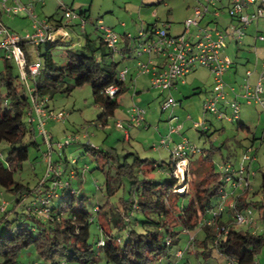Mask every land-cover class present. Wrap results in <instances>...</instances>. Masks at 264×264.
Instances as JSON below:
<instances>
[{
	"label": "rangeland",
	"instance_id": "374dc122",
	"mask_svg": "<svg viewBox=\"0 0 264 264\" xmlns=\"http://www.w3.org/2000/svg\"><path fill=\"white\" fill-rule=\"evenodd\" d=\"M160 1L162 0H48L46 4H35L34 9L36 10V14L41 18L56 17V19L60 18L59 16L64 11L62 5L70 10H74L78 14L86 12L89 15L88 23L85 27L86 30H82L78 24L79 22L76 21L71 28H67L71 33L75 32L79 34L80 41L83 42L87 32H89L92 37L90 43L94 45V48H100L101 43L98 39L99 35L97 31L99 30L97 29V24L102 21L104 26L115 29L121 34L119 45L121 49H124L126 46V42L123 39L125 34L131 32L135 38H138L143 25H153L156 23L160 27H164V24L167 25L173 18L183 15V9L186 7L184 0H165L164 3H158ZM21 2L22 4H28L29 0H21ZM154 2L158 4L151 7V4ZM9 5H11V2H9ZM3 14H6L4 16L6 20L3 23L9 31L19 33L24 37L31 33L33 22L25 13H20L16 16H9L6 12ZM1 40L3 38L0 34ZM130 42L131 47L137 46L138 41L135 39L130 40ZM48 47L49 45H45L43 52ZM236 47L235 44L232 45L231 42H228V46L223 52L225 55L232 57L235 64L232 63V65L237 66L240 72L248 69L253 70L252 65L246 62L248 60L252 61L254 58L252 51H249L245 47L237 51ZM73 49L83 51L80 47ZM73 49H70L65 44H59L52 48V55L58 66L68 64L67 53ZM89 49L87 51H90ZM4 55L5 52L0 51V97L5 96L9 90L3 84L4 82L1 81L2 76L5 78L11 77L16 83L23 82L21 79L23 75L21 74V67L11 60H9L10 67H8ZM143 59L146 60L147 57L143 56ZM113 60L119 63V69H124L125 67L132 69L128 79L125 81V93H122L119 97L121 104L118 106L114 117L109 118L106 124L100 121L102 114L101 107L96 104L93 98V88L88 84L84 87L76 88L72 94L61 90L52 95L50 106L54 111L60 112L64 110L70 116L62 123L51 121L47 125V128L55 135L54 142L57 144L60 142L65 143L68 136H77V140L80 141L76 145H68L63 152L55 151L54 159H61L60 155H62L63 160L69 159L68 162L65 161L61 166L66 171L64 180L70 178L71 171L75 169L81 171L82 174L73 181L74 189L78 191L79 198L83 196L87 197V210L98 216L92 227L93 235L95 233H100L101 235L102 229L100 227L102 226V228L111 231L115 236L126 239L127 231L139 227L131 225L128 222L127 226L121 227L123 223L121 222V211L124 203L126 201H135L139 198V194L136 191L133 194L131 193L133 182L129 177L119 176V163L123 164L125 162L133 166L134 161L139 157L142 160L150 159L159 166L162 163L168 165L172 161V148L177 143L182 142L184 138H189L202 151L198 155L199 158L202 157L204 152L205 154L212 152V163L215 166L216 173L220 172V164L225 163L232 164L236 169H240L242 166L240 159L248 148L252 150V156H256L254 169H256L255 166L258 162L264 167V110L258 106L242 104L238 122L220 121L216 118V115L206 113L203 103L205 99L212 95L210 91L214 88L213 75L208 69L199 67L196 72L191 73V75L185 78L187 83L178 84V87L172 91H163L153 87L149 80V75H143L141 78H138L136 69H134L138 61L135 59L124 60L121 54H116ZM135 79L136 81H134ZM193 79L195 83L192 81ZM40 81L43 84L50 82L51 79L48 73H44ZM22 90L24 91V89ZM172 97L176 99L177 104L170 108H165L166 103ZM135 103L147 110V119L144 127H133L131 129L128 141L125 139L124 129L117 127L116 124L119 120H124V122L128 120V109ZM24 115L25 120H28L26 113ZM201 119L206 120L207 125H209L210 130L206 133H202L204 130L202 126L201 128L195 127V124L200 123ZM99 124H103L104 126L101 127ZM179 124L185 127V131L181 136L178 134L174 135L173 140L170 142V147H161L160 150L154 148L160 145L164 136L170 133L173 126ZM240 124H245L246 127L242 129L239 126ZM37 138L38 144H34V138L31 136L25 137L24 143L30 148V158L15 172V181L28 186L33 192L30 194H24V192L15 194L0 186V205L2 204L1 198L11 205L8 215L9 220L17 219L18 221L14 222L16 224L25 221L26 225L31 227H38L39 223L27 217V207L29 204H32L31 202L34 199V194L37 193L39 183L41 180L46 179L49 172L48 163L43 156L48 151L47 145L41 135ZM174 139H176V142ZM90 144L100 149V152L93 153L92 150L90 151L87 147ZM9 150V144H0V153L2 152L3 154V156L0 154V163L6 167L9 165L6 158ZM74 159L79 160L75 166L72 165ZM150 164L152 165L153 163ZM87 168L89 169L85 172ZM135 169V176L141 182L153 176L158 181H172L166 170L147 172V168L143 169V171H140L136 167ZM263 172L264 169L263 171L256 170L255 176L257 182L254 185L255 187L252 186V193L254 192V195L258 199H262L263 196V191L260 189L264 178ZM200 179L202 178H198L197 181H200ZM193 187L195 185L192 178L190 179L189 187L185 189L179 188V192L185 195ZM68 191L61 192L60 195L65 197L68 195ZM1 192L3 193L2 195ZM252 193L247 191L245 195L241 196V199L246 201L249 198H254V196L250 197ZM16 195H18V199H16ZM261 199L253 203L252 207L256 210H259L262 206ZM184 202L185 198L181 197L179 203L183 204ZM54 204L59 205V201L57 200ZM96 205H99L102 210L101 213L96 212ZM172 206L173 215L170 221L172 225H175L179 210L176 209L177 206H174V203H171ZM15 207L16 211L13 212ZM262 212L261 210V214ZM135 214L140 216L141 220H145V216L141 215V213ZM226 214L223 216L224 220L229 219ZM261 220L262 217L260 216L259 222ZM232 226L241 230H252L259 227L258 224L253 228L251 227L252 229L238 227L235 224H232ZM199 228L202 229L200 224L196 229ZM219 228L215 229L214 233L218 234ZM195 231L194 229L192 234H195L198 238ZM259 232L258 234H261ZM185 240L186 238L182 239L181 246L178 247L184 249L187 254L189 248H187V241ZM200 243L201 241L198 243L196 240L194 244L195 249L197 247L200 248ZM178 247H173L172 257L165 258L158 262V264H169L175 258V253L179 249ZM195 249L192 248L193 251ZM205 250L206 253L201 254L199 259L195 255L188 256L187 258H190L193 264H228L224 255L219 253L212 244H209L206 249L201 251ZM19 254L18 260L20 264H51L37 253L35 247L25 248ZM256 259L258 263L264 264V247L263 251L256 256ZM183 261H185L184 258ZM189 263L192 264L191 262ZM96 264H107V262L102 257L98 258Z\"/></svg>",
	"mask_w": 264,
	"mask_h": 264
},
{
	"label": "trees",
	"instance_id": "16d2710c",
	"mask_svg": "<svg viewBox=\"0 0 264 264\" xmlns=\"http://www.w3.org/2000/svg\"><path fill=\"white\" fill-rule=\"evenodd\" d=\"M82 16L88 18L89 15L84 12ZM66 42L59 40L56 43H46L45 45L49 47L45 52H43L44 46L40 48L39 55L43 68L41 75L35 81L37 93L40 97L48 95L51 99L52 95L58 91L72 94L76 88L90 84L93 88V98L101 107L100 121L106 124L109 118L116 115V110L121 104L119 97L125 93V83L118 80L119 63L113 60L108 48L105 47L106 44L102 41L101 47L96 50L89 46L82 49L83 51L70 50L67 53L68 64L58 66L53 58L52 48L59 44L70 47ZM88 49L90 51H87ZM97 52H102L101 61L96 57ZM5 58L7 66L10 67V59L6 56ZM44 73H48L51 79L47 84L40 81ZM1 81L9 90L5 96L0 97V144H9L10 150L6 156L8 167L0 163V186L15 194L23 192L30 194L33 191L28 186L15 181V172L30 158V148L24 143L25 137H37L36 130L27 125L24 115L31 108V101L20 82L16 83L11 77L3 76ZM116 83L121 85V90L114 98H110L105 91ZM6 99L8 104L5 103ZM239 126L242 129L246 127L245 124ZM206 132L205 129L202 131V133ZM87 147L93 153L100 152V149L92 145ZM211 153L204 152L202 157L194 155L190 159L189 178H193L195 187L185 195L177 190L180 182L173 176L174 168L171 163L168 165L162 163L159 166L150 159L142 160L137 157L133 166L125 162L118 164L119 176L129 177L133 182L131 193L136 191L139 194V198L135 201H126L121 211L122 228L127 226V222L139 226L127 231L126 239L115 236L102 226H99L102 229L101 235L100 233L93 235L92 227L98 216L87 210V197L79 198L78 191L75 190L76 192L72 193L71 188L62 191L69 190L67 196L63 197L60 192L59 198L51 202L49 220L31 215L27 211V217L36 220L39 223L38 227L27 226L25 221L16 224L14 222L18 221L17 219L9 220L10 210L8 209L0 219V264H20L19 253L28 247H35L37 253L51 264H95L98 258L102 257L107 264H158L161 260L172 257L173 247L181 241V233L184 230L194 231L218 206L219 189L224 186V182L220 172L216 173ZM68 161L69 159H66V162ZM77 161L79 162L78 159ZM148 166L151 167L148 168ZM135 167L140 171L147 168V172L166 170L172 181L163 182V180L149 178L141 182L135 176ZM79 173H81L80 170ZM198 178L202 179L197 181ZM260 189L264 191V178ZM181 197L185 198L183 204L179 203ZM36 198L35 195L34 199ZM57 200L59 205L54 204ZM171 203H174L179 210L175 225H172L170 221L173 215ZM250 205L253 206V203L240 198L237 211H244ZM98 207L99 205H96L95 210L101 213L102 210ZM260 209L263 207L261 206ZM13 210V212L16 211V209ZM135 213H141L145 216V220H141ZM226 213L229 219L224 220L225 214H221L212 226L205 225L202 228L206 236L201 241L200 248L206 249L209 244H212L219 253L224 255L228 264H260L256 256L263 251L264 233L254 234L250 229L235 228L232 226L233 223L231 224L234 211L228 210ZM219 226H224L227 234L215 246L216 233L214 232ZM168 238L173 240L171 245L168 244ZM102 240L106 242L105 246H101ZM197 242H200L198 238Z\"/></svg>",
	"mask_w": 264,
	"mask_h": 264
},
{
	"label": "built area",
	"instance_id": "2783aa9c",
	"mask_svg": "<svg viewBox=\"0 0 264 264\" xmlns=\"http://www.w3.org/2000/svg\"><path fill=\"white\" fill-rule=\"evenodd\" d=\"M48 0H29L28 4H22L21 0H0V9L4 10L9 16L25 13L33 22L31 33L23 36L19 33L9 31L7 26L0 20V34L3 40L0 41V51L5 52V56L11 61H15L21 68V82L22 87L27 92L29 101H31V108L27 111V125L36 130L37 135H41L43 141L47 145L48 151L43 156L48 163V176L41 180L37 188L36 199H33L31 206L27 207V211L31 215L39 216L44 220H49L51 211L49 210L51 202L59 198V193L65 189L76 192L72 180L77 178L82 173L79 170L70 172V178L64 180L66 171L62 169L61 162H56L53 152H63L68 145L77 144L76 137H69L64 143L54 142V134L47 128L49 122L62 123L68 119L70 114L64 110L55 112L50 106L49 96L40 97L35 87V81L41 75L43 68L42 59H40V48L46 43H56L59 40L68 41L72 38L70 30L72 25L78 21L82 30H86L88 18L78 14L74 10L66 8L56 17L41 18L36 14L35 4H46ZM51 1V0H50ZM11 2V5H9ZM224 8L229 12L231 17L238 23L232 26L228 31L222 32L217 30H209L199 25V22L206 16L212 14L219 18ZM194 16L189 17L185 21L186 32L183 35L176 36L170 32V22L160 27L158 24L143 25L140 36L135 38L133 33L125 34L123 39L130 41L135 39L137 42L136 49L133 54L129 55L123 52L120 48L119 40L121 34L115 29L107 28L103 22L97 24V29L102 33V41L106 44L108 52L115 59L116 54H121L124 60L135 59L137 62L136 69L140 76L149 75L150 82L155 89L163 91H172L178 87V84L185 83V78L192 72L205 67L213 75L214 88L212 95L205 99L203 108L206 113L216 115L220 121L226 120L231 122H238L241 115V105L258 106L264 110V62L262 63V70L258 74V79L255 84H251L247 79L252 73L248 71L245 76V82L241 85L239 91H235L233 87L229 86L224 80L227 71L233 66L232 58L224 54V50L228 46V38L233 41H241L245 35V30L253 22L264 19V0H201L193 9ZM125 26V25H123ZM198 28L195 35V40L190 39L189 34H192V29ZM259 41H264V35H256ZM147 56V59H143ZM119 70V81L125 83L131 72L129 67ZM126 84V83H125ZM121 90V85L116 83L108 87L105 94L110 98H114ZM5 103L8 104L7 99ZM177 101L174 97L170 98L166 103L165 108L175 106ZM147 119V110L140 107L136 103L128 109V120H119L117 127L124 129L125 139L129 140L130 131L133 127H144ZM103 127V124H99ZM201 126L209 131V125L206 120L201 119L200 123H196L195 127ZM185 127L183 125L173 126L170 133L164 136L157 150L161 147H170V142L174 138V134L182 135ZM87 137V136H86ZM94 146L93 144H90ZM95 147V146H94ZM172 151L171 165L174 168V178L180 182L182 189L189 187V174L191 173V166L189 164L192 156L202 153L196 145L188 138H184L182 142L177 143ZM252 150L248 148L242 158V166L236 169L232 164H220V174L223 177L224 186L219 189L220 198L217 202V208L211 211V215L201 222V227L205 225H213L216 218L226 212L234 211L232 215L233 224L238 227L253 228L258 224L259 218L262 217L261 227L252 229L254 234L264 233V191L261 199L263 209L256 210L252 205L248 206L244 211H237V203L242 195L250 191L252 193V180L256 176L254 169V160L256 156H252ZM2 156V152L0 153ZM78 161L74 159L72 165L77 164ZM87 168L85 172L88 170ZM179 188L177 189L179 191ZM3 193L1 192V195ZM2 199L0 205V219L6 214L10 208L9 202ZM261 210L263 211L261 214ZM259 213V217L258 214ZM216 234V241L214 245L225 234L227 229L222 226L218 229ZM184 234L189 237L187 246L192 248L196 243L197 236L192 234V231L184 230ZM168 244H172L173 240L168 238ZM101 246H105L106 242L101 241ZM176 256L169 264H190L183 261L185 257V250L178 249ZM182 260V262H181ZM64 264V263H62ZM96 264V263H95Z\"/></svg>",
	"mask_w": 264,
	"mask_h": 264
},
{
	"label": "crops",
	"instance_id": "0c3cea01",
	"mask_svg": "<svg viewBox=\"0 0 264 264\" xmlns=\"http://www.w3.org/2000/svg\"><path fill=\"white\" fill-rule=\"evenodd\" d=\"M200 1L201 0H184L186 7H184V9H183V15L180 16V17H175V18H173L172 20L169 21L170 24H171L170 32L172 34H175L176 36H178V35H183V33L186 32L185 21L189 17L191 18V17L194 16L193 9L196 7V5L199 4ZM164 2H165V0H162V1L158 2V3H164ZM158 3L154 2L153 4H151V7L157 5ZM3 13H5L4 10L0 9V20L5 22L6 19L4 18V16L6 14H3ZM237 24L238 23L235 21V19H233L231 17V15L226 10V8H224V11H222V13H221L219 18H217V17L213 16L212 14H210V15L206 16L204 19H202L199 22V25L203 26L204 28H207L209 30H214V31L215 30L222 31V32L228 31L230 27L236 26ZM97 32H98V35H99L98 39H99V41L101 43L102 42V39H101L102 33H101V31L100 32L97 31ZM197 32H198V28H193L192 29V34L188 35V36H190V39L195 40V35L197 34ZM245 32L246 33L243 36L244 38L241 41H239V42L233 41L231 38H228V42H231L232 45L235 44L237 46L236 47L237 51H239L242 47H245L249 51H252V53H253L252 55L254 56L252 61H250V60L246 61L247 63H250V65H252V69L253 70L248 69V70L243 71V72H240L238 67L234 66L235 65L234 64V60H232L233 61L232 63L234 65L227 71L226 75L224 76V80L226 81V83H228L229 86L233 87L236 92L239 91V89H241V85L245 82V76H246L248 71H251L252 74L247 79L249 80V82L252 85L255 84V82L258 79L257 78L258 74L262 70V66H263L262 63L264 62V41H259V39H257V37H256L257 34L264 35V19H261V20H259L257 22H253L252 25H250V26H248L246 28ZM71 34H72V38L69 41L66 42L67 45L70 46V48L73 49V48L80 47V48L84 49V48H87L88 46L91 47V48H94V45L92 43H90V40H91L92 37L90 36L89 32H87V35H86L85 39L83 40V42L80 41L79 34H77L75 32L71 33ZM125 42H126V46L123 49V52L127 53V54H129V53L133 54L134 50L136 49V46L131 47L130 46L131 42L129 40L125 41ZM105 47H107V46H105ZM96 49H98V48H94V50H96ZM102 51H103V49H102ZM228 56H230V55H228ZM96 57L101 61L103 59L102 52H97L96 53ZM134 69H136V68H134ZM135 71H136V75L138 76V78L139 77L141 78V76L138 74V69H136ZM196 71H194V72H196ZM131 72H132V69H131ZM191 73L189 75H191ZM149 80H150V78H149ZM134 81H136V79ZM192 81H194V83H195L194 79ZM185 83H187V81ZM210 93H212V90L210 91ZM174 135H177V134H174ZM37 137H39V135H37ZM37 137L36 136L34 137L35 142L38 141ZM174 141L176 142V139H174ZM54 154H55V152H53L52 156L55 158ZM60 158L61 159H57V160L55 159L56 162L59 161V162L63 163V162L66 161V160L63 161L62 155H60ZM255 167H256L255 171L256 170L257 171L258 170L259 171H263V169H264V167H262L260 162H258ZM263 175H264V172H263ZM149 178L150 177H148L146 179L148 180ZM151 178L156 179L155 176H153ZM74 180L75 179L72 180V183H73ZM256 182L257 181H256V177H255L252 180V183H253L252 186L256 185ZM254 194L255 193L253 192L251 194V196H250V197L254 196V198L253 197L249 198L248 200H246V202L256 203L258 200L261 199V198L258 199V197L255 196ZM15 197H16V199H18V195H16ZM17 202H18V200H17ZM10 207H11V205H10ZM15 209H16V207H15ZM257 214H258V217H259L260 216L259 213H257ZM261 224L262 223L260 221L259 222V229L261 227ZM195 230H196L195 233H197V235H198V240L203 241L205 239L206 233H204V231L201 228L195 229ZM184 238H186L185 241H187V243H188V236L183 234V233H181V241ZM181 241H180V243H178L177 247L181 246ZM178 248L180 249L181 247H178ZM187 248H189V249H188L187 254H185L184 260L187 261V262H191L192 264H193V261H191L190 258H187L188 256L195 255L199 259L201 254L206 253V250L205 251H201V250H204L203 248L197 247L196 249L194 248L195 249L194 251L188 246H187Z\"/></svg>",
	"mask_w": 264,
	"mask_h": 264
}]
</instances>
